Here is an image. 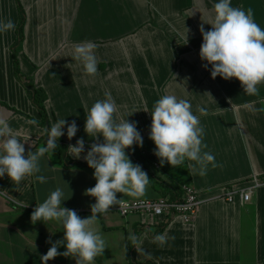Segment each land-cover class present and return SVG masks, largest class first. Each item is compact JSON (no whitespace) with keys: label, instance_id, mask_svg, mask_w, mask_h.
<instances>
[{"label":"crops","instance_id":"0c3cea01","mask_svg":"<svg viewBox=\"0 0 264 264\" xmlns=\"http://www.w3.org/2000/svg\"><path fill=\"white\" fill-rule=\"evenodd\" d=\"M18 2L25 23L17 51L16 0H0V18L11 19L16 25L14 31L0 35V120L7 121L22 142L27 141L25 154L45 147L46 140L37 126L25 123L33 117L40 121L27 85L45 93L43 106L50 125L59 119L75 120L76 136L69 140L65 134L60 139L69 146L83 138L85 154L92 143L102 142V138L94 141L84 132L87 110L107 91L119 107L118 115L137 123L143 147L133 146L137 157L132 162L141 165L150 179L142 197L118 193L117 198L170 199L158 181L167 186L179 181L177 186L189 184L201 202L193 223L156 220L151 227L142 226L147 218H121L116 205L112 206L92 225L107 247L96 264H264V84L258 86L257 95L250 96L237 79H212L210 66L209 70L202 67L199 29L203 20H212L216 0ZM232 6L251 9L264 29V0H232ZM185 27L189 29L187 45H183ZM210 27L204 24L205 31ZM84 41L97 44L98 71L92 77L84 75L71 58L74 45ZM163 94L190 100L199 116L207 146L202 151L213 154L216 164L209 165L206 175L194 172L193 162L187 160L178 168L161 166L154 155L155 145L149 139L151 116L142 110L151 111ZM198 107H204L207 114L200 115ZM69 158L87 164L83 158ZM40 168L46 183L33 176L18 186L6 175L0 178V264H43L41 257L63 238L59 223L31 222L33 209L57 187L65 193L64 207L81 218L91 216L95 199L85 190L96 183L92 169L65 166L51 151L41 159ZM253 176H258L263 186L249 202L240 204L238 196L231 203L219 198L221 188L248 186ZM131 234L138 244L132 243ZM157 235L165 237L163 245L154 242ZM47 264H76V260L57 256Z\"/></svg>","mask_w":264,"mask_h":264},{"label":"clouds","instance_id":"9594fccd","mask_svg":"<svg viewBox=\"0 0 264 264\" xmlns=\"http://www.w3.org/2000/svg\"><path fill=\"white\" fill-rule=\"evenodd\" d=\"M212 12V20H203L199 29L202 35L199 51L202 67L209 70L210 66L212 79L218 76L226 81L235 78L245 94L257 95L258 86L264 84V29L254 20L251 9L245 11L233 7L232 0H216ZM204 24L210 25V30L205 31ZM15 27L11 19L0 18V35L14 31ZM188 33L186 28L183 45L189 43ZM96 49L97 44L92 41L80 42L73 47L72 61L82 67L86 76L97 74ZM142 111L151 116L149 139L155 145L154 155L161 166L168 164L178 168L187 160L193 162L192 170L200 176L206 175L209 165L216 166L214 155L202 151L207 147L203 144L204 128L199 116L194 114L190 100L175 94H163L151 111L146 108ZM197 111L200 115L207 114L204 107H198ZM118 113L115 99L106 91L104 98L95 101L87 110L84 124L87 136L94 141L102 138V142L92 143L86 154L83 138L67 148L68 156L76 160L83 158L93 170L96 183L85 190L86 195L95 199L91 205V216L81 218L75 210L64 207L63 202L67 199L59 187L32 211L33 224L55 221L63 227V238L52 243L41 257L43 264L57 256L75 258L76 264H96V258L103 256L107 247L98 229L92 227L94 222L119 204L118 193L139 198L147 190L150 182L147 173L141 165L132 162L130 153L126 151H134L133 146L142 148L143 137L136 122L121 118ZM25 123L37 126L39 133L46 136L45 147L25 154L27 141L22 142L9 123L0 120V178L6 175L18 186L33 176L38 182L46 183V177L39 174L41 159L50 151L54 154L59 139L65 134L72 140L79 131L78 126L75 120L69 123L66 119H59L50 127L39 128V121L34 117ZM129 238L134 245L139 243L134 234ZM154 242L163 245L166 240L164 236L157 235ZM61 246L65 249L63 252L58 251Z\"/></svg>","mask_w":264,"mask_h":264},{"label":"built area","instance_id":"2783aa9c","mask_svg":"<svg viewBox=\"0 0 264 264\" xmlns=\"http://www.w3.org/2000/svg\"><path fill=\"white\" fill-rule=\"evenodd\" d=\"M154 167L159 168L158 163H155ZM258 179V176H253L250 185L245 187L239 185L223 187L219 198L231 203L238 196L240 204H245L250 201L255 191L263 186ZM179 188L181 193L177 200H171L164 196L156 200H125L116 205L115 211L123 219L130 216L147 218L146 221H142V226L151 227L156 220L165 223L168 220L180 219L186 224L193 223L201 203L199 196L189 184H180Z\"/></svg>","mask_w":264,"mask_h":264},{"label":"trees","instance_id":"16d2710c","mask_svg":"<svg viewBox=\"0 0 264 264\" xmlns=\"http://www.w3.org/2000/svg\"><path fill=\"white\" fill-rule=\"evenodd\" d=\"M16 7H17V10L19 13V24H18V27L16 30L17 43H16L15 48L22 42V36L21 35H22L24 23H25V14H24L23 8L21 7L18 0H16ZM13 55H15L14 52H13ZM14 73L16 76L19 73L16 61H14ZM26 87H28V90L30 91L29 93L31 95V101L38 111V114L40 117L39 126L42 128L50 127V123H49L45 108L43 106V103L45 101V93L40 91V90H36L33 88L31 89L32 85H27ZM67 148H68L67 144H65L61 139H59L58 145H57L56 149L54 150V155H56L59 158V160L62 162L63 165H65V166L71 165V166H79V167L87 166L88 167L87 164H81V163H77V162L72 161L68 156V149ZM127 152L130 153V159L131 160L136 159L137 156L135 155L134 152H132V151H127ZM158 182L161 184V186H163V192L165 191L171 195V197H170L171 200H177L178 199V197L180 195V194H178V192H180L179 186H167V185L162 184V182H160V181H158ZM185 183H188V181ZM175 188H177V189H175ZM167 189H169V191H166ZM176 190H178V192ZM173 194H174L175 198H172Z\"/></svg>","mask_w":264,"mask_h":264},{"label":"rangeland","instance_id":"374dc122","mask_svg":"<svg viewBox=\"0 0 264 264\" xmlns=\"http://www.w3.org/2000/svg\"><path fill=\"white\" fill-rule=\"evenodd\" d=\"M53 1L55 2V0H53ZM113 22H114V21H113ZM113 22H112V23H113ZM114 32H115V29L113 28V33H114ZM17 49H18V48H16V50H17ZM18 50H19V49H18ZM18 50H17V51H18ZM133 152H134V151H133ZM134 153H135V152H134ZM135 155H136V154H135ZM177 180H179V179L177 178ZM178 182H179V181L173 183L172 185H173V186H177V185L179 184ZM165 189H166V188H165ZM175 189H177V188H175ZM166 191H169V189H167ZM171 191H172V190H171ZM176 191H178V190H176Z\"/></svg>","mask_w":264,"mask_h":264}]
</instances>
